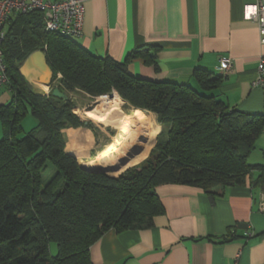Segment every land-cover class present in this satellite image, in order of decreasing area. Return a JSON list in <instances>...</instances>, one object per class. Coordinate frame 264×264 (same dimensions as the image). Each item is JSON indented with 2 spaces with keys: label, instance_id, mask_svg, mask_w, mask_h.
Returning <instances> with one entry per match:
<instances>
[{
  "label": "trees",
  "instance_id": "16d2710c",
  "mask_svg": "<svg viewBox=\"0 0 264 264\" xmlns=\"http://www.w3.org/2000/svg\"><path fill=\"white\" fill-rule=\"evenodd\" d=\"M43 17L38 9L12 10L2 27L7 81L0 90L5 87L10 96L0 102V264H93L90 246L105 231L153 225L163 212L160 184L195 186L209 194L247 180L264 184V163L248 162L264 113L242 111L212 93L228 71L196 67L195 85L140 77L129 63L139 59L157 69V46L137 47L117 61L90 53L74 35L46 29ZM37 49L53 71L52 88L64 97L52 88L39 93L20 72ZM114 90L133 107L153 112L162 129L147 158L133 165L152 142L150 117L147 147L108 175L82 167L66 151L64 131L88 126L73 112L69 93L93 99ZM27 114L36 124L21 134Z\"/></svg>",
  "mask_w": 264,
  "mask_h": 264
},
{
  "label": "crops",
  "instance_id": "0c3cea01",
  "mask_svg": "<svg viewBox=\"0 0 264 264\" xmlns=\"http://www.w3.org/2000/svg\"><path fill=\"white\" fill-rule=\"evenodd\" d=\"M252 2L87 0L81 34L74 39L90 53L117 61L137 47L155 45L158 68L136 59L129 63L132 72L192 85L194 68L217 74L220 60L228 58L232 68L212 93L229 106L264 113V87L253 85L264 44L255 21L243 13L244 4ZM2 97L1 102L7 98ZM129 149L113 152L107 164L112 171L134 156L117 163ZM156 192L163 212L153 225L105 231L90 246L93 264H264V184L247 180L210 194L195 186L160 184Z\"/></svg>",
  "mask_w": 264,
  "mask_h": 264
},
{
  "label": "rangeland",
  "instance_id": "374dc122",
  "mask_svg": "<svg viewBox=\"0 0 264 264\" xmlns=\"http://www.w3.org/2000/svg\"><path fill=\"white\" fill-rule=\"evenodd\" d=\"M21 65H22V63L20 64L19 69L21 68ZM23 75L32 84L34 89H36V91H38L39 93L45 94L46 92H49L51 90L50 87H47L45 89H43L41 87L40 81L42 80V76L37 71L36 72L35 71H27L26 72L25 71L23 73ZM114 93L117 94L116 91L114 90V91H112L108 94H104V95H109V94H114ZM4 94H6L7 98L5 100H7L10 96V92L5 87L0 90V99L4 98V97H2V95H4ZM69 96L72 99V101L74 102L73 112L82 121H86L87 122L86 124H88V126H86V127L82 126V127L76 128V129H73V128L65 129L64 136H65L66 143H67L66 151L75 155V157L78 160V163L82 167H84L86 169H95V170H100V171L103 170L102 172L106 173L103 168L109 167L111 165H107L108 162H110V161L105 160V159H109V157L111 156L110 159L112 161L114 158V156H113L114 151L111 150V148H109V147L113 145V148H115V147L117 148V144H118L117 141L120 140V138H121V132L119 131V129H117L119 127L118 126L113 127L111 125L108 126V125L103 124L102 122H96V121H93L92 119L85 118L82 116L83 115L82 112L84 110H90L96 106H100L99 105L100 104L99 103L100 102L99 96L92 99V98H89L87 95L80 93V92L69 93ZM117 96H118V94H117ZM119 100H120L119 102H120V107H121L123 116L130 119L131 118L130 115L132 116V112H134V109H138V108H135L132 105L126 103L120 97H119ZM143 111L145 113L147 110H143ZM152 119L154 121L153 123H155V131H154V135H153L154 141L152 139L153 143L151 142V144L148 148V151H147L146 155L144 156V158H142L140 161H138L137 163H135L133 165H138L139 163H141L143 160H145L147 158L149 152L151 151L152 147L156 143V137H157L158 133L162 129V126L160 123H158L156 116L152 117ZM127 122L128 121L126 120L125 123H127ZM35 124H36L35 119L30 114H27L24 117V119L22 120V129L23 130H22L21 134L30 130L33 126H35ZM156 125L158 126L157 132H156ZM150 132H151V130H150ZM2 134H3V131L1 128V124H0V138L2 137ZM149 138H150V133L148 136V142H149ZM105 151H106V154L104 156H102ZM138 154L131 156L130 158H136L138 156ZM95 158H100V159H98L100 161L103 159V162L101 164H99L100 166L98 165L99 167H94V165L89 164L92 161H94ZM248 162L249 163H264V134L263 133H261L260 136L258 137V139L256 140L254 149L252 150L250 156L248 157ZM86 164H88V165H86ZM124 164H121V166ZM133 165H131V166H133ZM121 166L115 167L116 168L115 172L112 171L114 173H112L111 171H108V173H110V172L112 173V174H108V175L118 174L117 168H119ZM131 166H129V167H131ZM127 168L128 167H126L122 171H125ZM52 172H53V169H52V167H50L44 173V178L47 179L52 174ZM50 249H51V252H55V243H53V242L50 243Z\"/></svg>",
  "mask_w": 264,
  "mask_h": 264
},
{
  "label": "built area",
  "instance_id": "2783aa9c",
  "mask_svg": "<svg viewBox=\"0 0 264 264\" xmlns=\"http://www.w3.org/2000/svg\"><path fill=\"white\" fill-rule=\"evenodd\" d=\"M87 0H0V43L4 37L2 27L6 15L12 10L26 11L38 9L44 12L45 28L52 31H59L66 35L78 36L81 34L84 3ZM244 17L252 19L256 23L259 39L264 44V0H254L252 3H246L243 7ZM219 68L223 71H229L231 61L223 58L219 62ZM59 78L60 75L58 74ZM7 81L6 65L4 62L2 50L0 48V87ZM49 86L52 88V85ZM253 85L264 87V59L258 64L257 77ZM48 93V92H46ZM264 134V125L262 127ZM260 208H264V197L260 202Z\"/></svg>",
  "mask_w": 264,
  "mask_h": 264
},
{
  "label": "bare ground",
  "instance_id": "6f19581e",
  "mask_svg": "<svg viewBox=\"0 0 264 264\" xmlns=\"http://www.w3.org/2000/svg\"><path fill=\"white\" fill-rule=\"evenodd\" d=\"M40 84L43 89L47 88V86L43 85L42 83ZM99 99L100 106H96L90 110H82V116L85 118L92 119L96 122H102L103 124L108 126L113 125L115 127L118 126L120 128L119 131L121 132V138L117 141V148H113V145H109V148H111V150H113L114 152H117L122 147L127 148L131 146V149H129L125 154H122V159L117 160V163L121 164L125 161L126 156L136 155L139 150L142 149L145 145L151 116L148 117L147 114H145L144 111L141 109H134V112H132V116L130 115L131 118H126L122 114L119 97L115 93L110 96L102 95L99 97ZM126 120L128 121L127 123H125ZM105 154L106 151L103 153L102 156H104ZM110 157L109 159L105 160L111 161ZM98 159L100 158H95V160L89 164L94 165V167H99V164L103 162V159L101 161ZM103 169L107 174H110L113 170L111 167H105ZM108 171L111 172L108 173Z\"/></svg>",
  "mask_w": 264,
  "mask_h": 264
},
{
  "label": "water",
  "instance_id": "95a60500",
  "mask_svg": "<svg viewBox=\"0 0 264 264\" xmlns=\"http://www.w3.org/2000/svg\"><path fill=\"white\" fill-rule=\"evenodd\" d=\"M23 74L25 71H37L42 76V84L49 87L52 84L53 71L47 63L45 53L41 49L32 51L22 62L21 68L19 69ZM52 94L58 97H64V92L60 91L57 87L52 88ZM112 94H109V96ZM86 124L87 122L84 121ZM94 171H100L95 169H88ZM103 171V170H102ZM100 171V172H102Z\"/></svg>",
  "mask_w": 264,
  "mask_h": 264
}]
</instances>
